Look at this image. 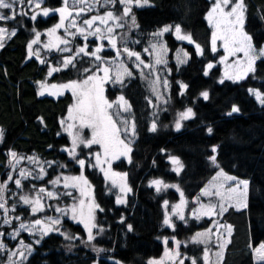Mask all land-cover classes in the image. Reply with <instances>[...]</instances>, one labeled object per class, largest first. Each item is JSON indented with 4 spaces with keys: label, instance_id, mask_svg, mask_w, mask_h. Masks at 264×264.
Segmentation results:
<instances>
[{
    "label": "trees",
    "instance_id": "obj_1",
    "mask_svg": "<svg viewBox=\"0 0 264 264\" xmlns=\"http://www.w3.org/2000/svg\"><path fill=\"white\" fill-rule=\"evenodd\" d=\"M211 2L150 0L154 7L133 8L140 27L128 35L139 43L129 42L128 46L140 52L144 59L146 55L143 49L146 48L149 35L161 26L174 24H180L185 33H191L195 42L193 44H199L203 54L198 55L191 43L177 42L170 33L164 34L168 49L167 67L171 71L166 76L169 87L165 89L163 105L154 104L145 78L135 71L131 77L126 76L122 84L105 83V98L111 101L118 95L123 96L131 106L130 119L136 126V136L130 144L131 162L128 156L119 157L111 163L116 172L127 173L125 183L131 191L124 194L126 203L116 204V195L123 194L109 186L95 167L86 164L83 170L92 199L104 209L103 212L95 211L96 223L104 231L91 244L106 251L97 253L90 245L82 243L81 239H65L61 233L67 232L86 239V232L82 224L64 216L58 226L60 232L49 233L39 245H33V252L24 264H91L93 261L97 264H116L117 261L120 264H147L150 259L159 258L174 241L183 242L195 230L208 226L207 218L199 221L189 218L185 224L174 221V228L163 227L161 206L165 200L169 203L177 201L179 192H183L189 204L218 169L238 180L249 181L248 207L234 209L233 202V206L220 216L223 223L232 227L222 264H264L254 263L251 256V249L264 243V105L248 92L252 88L264 93V58L256 61L254 74L238 82L224 79V83H220L218 65L208 69V75L204 74L206 65L215 63L219 54V51L211 50L210 29L206 23ZM245 3L248 6L245 31L252 35L253 43L259 49L264 46V20L261 19L264 15V0H245ZM60 6L61 0H45L40 10L33 8L30 11L27 6H17L18 11L22 7L28 16L18 15L15 20L2 23L8 29H15L16 34L7 38L5 46L0 48V129L4 130V138L0 142V182L7 179L9 172V150L22 156H35L44 163L47 174L35 184L46 185L51 178L60 174L72 177L81 175L80 166L67 152L62 151L71 148V141L62 130L61 121L72 103V93L66 90L57 96L37 93L40 82L61 85L80 78L86 57L82 63H77L76 68L69 67L49 75L46 70L55 67L58 55L47 58L39 56L41 59H38L28 54V44L35 34L33 29L39 33L47 32L59 21V15L55 12H51L49 17L37 15L35 21L30 16L44 7L55 9ZM126 31V28L120 30ZM70 41L69 47L73 51L84 43L79 36ZM104 43L105 49L100 55L110 57L113 53L107 48V42ZM177 46L187 53V62L181 65L173 61ZM41 60L46 62L41 63ZM177 82L188 85L182 95ZM203 91H208V100L200 95ZM233 105L238 106L240 111L228 116ZM189 107L195 116L181 121L182 127L177 131L174 126L176 113ZM153 113L157 115L154 117ZM154 119L158 127L157 131L151 132L149 129ZM209 127L213 129L211 134L207 131ZM213 146H217L216 165L208 159ZM96 150L95 146L85 148L83 145L76 149L79 158H87L88 163L92 164L94 155L89 154H94ZM168 156L180 160L183 167L179 174L171 171ZM48 162L55 163L49 167ZM12 175L16 178V174ZM157 179L177 185L179 191L169 187L158 193L154 185L150 186V181ZM219 182L223 187L235 186L231 180H218L217 184ZM22 183V189H18L11 181L8 183L9 191L5 193L7 206L16 200L10 197L12 190L16 189L17 195L28 194L33 179L29 177ZM57 202L50 200L49 204L53 206ZM13 213L28 221L42 215H56L52 207L31 214L30 206L23 203L17 205ZM121 217L124 218L123 223ZM128 224L133 226L132 231L128 230ZM97 231L94 229V234ZM181 244L179 250L191 257L202 253L199 245ZM184 264L190 263L185 259Z\"/></svg>",
    "mask_w": 264,
    "mask_h": 264
},
{
    "label": "snow or ice",
    "instance_id": "obj_2",
    "mask_svg": "<svg viewBox=\"0 0 264 264\" xmlns=\"http://www.w3.org/2000/svg\"><path fill=\"white\" fill-rule=\"evenodd\" d=\"M45 3V0H0V22H5L9 20H15L18 15L28 16V12L24 11L21 7L19 11L16 10L17 6H27L31 11L33 8L40 10L41 5ZM119 5V9L117 8ZM145 6L154 7V4H150V0H61V6L55 9H50L44 7L40 12L30 16V19L35 21L37 15H43L44 17H49L51 12L59 14V21L48 30V35L50 37L55 36L56 42L49 43L45 45L46 48L50 50L55 48L61 53H67L61 61H58L59 67H50L49 75L54 72H59L63 69L69 67L76 68L78 62L82 63L85 57L91 58L95 62L94 66L84 68L83 72L87 74L82 80H72L66 84L61 85H47L46 83H41V91L39 95H44L45 91L50 87L51 89L56 90L55 93L50 94H59V89H70L75 98V103L69 107L68 110V120L78 121L79 128H77L76 123H68L67 127L64 129L68 132L71 137V148H64L62 151H65L69 154L75 163H77L81 168V175L67 177V176H57L55 179L48 181V183L53 186L60 184L63 180V187L65 189L69 188H80L81 194L84 193V188L81 185H88V181L83 176V170L87 166L96 167L101 164L100 153L89 154L94 155L95 163H88L87 158H79V154L76 149L83 145L85 148H90L92 145H100L103 148L105 163L109 164V170L104 171L105 177L111 180V187H118L119 192L126 194L131 191V188L125 183L127 178V173H115L110 172L111 164L107 160V157L111 154L112 158L118 159L119 156H129V153L132 152V148L129 146L136 136V126L135 122L131 123L127 119L119 120V123L124 127L121 129L117 126V121L113 119V116L120 117L122 115L121 109L123 112H129L131 106L124 99L123 96L117 98L115 102H109L103 95L104 89L103 85L105 81L110 79V67L104 66L108 63L104 57L100 55L105 49V43L107 46L115 50V57L112 59V66L115 67L116 77L114 82L122 84L121 73L131 77L133 71L129 69L125 63L121 60L117 62V58L121 55H126L129 61H133L134 68L140 70V75L145 79L148 76H151L152 73L156 72L157 65H167V60L165 59L166 53L168 51L167 46L163 43L160 38L164 36L165 33H174L175 38L180 41H188L189 43H195L192 39L191 33H185L180 24L174 25H165L162 28L152 33L153 38L157 41L156 43L150 44L151 52L149 48L143 49L144 52H149L150 55L154 56V60L149 63H145L144 59L141 57V53L129 48V42L136 44L139 41H134L130 39L128 33L134 29H138L140 26L137 22V17L133 12V8H143ZM105 9L101 14L99 9ZM2 10H8L9 14H5ZM93 10H96V14L91 15L89 18H83L84 13H91ZM247 11L248 6L245 3V0H212L211 7L206 14V19L208 20L210 26L212 27L211 35V50L213 52L217 51V41L222 42V46L227 55L221 57V62L227 61L229 56H235L237 53H243V59H238L233 62L232 67L235 71L232 74L225 72L224 78L220 80V83H224V79L232 80L233 82H238L246 79L249 74H254L256 71L255 64L258 59L264 58V46H261L259 49L253 43V37L247 31H245V24L247 20ZM261 19L264 20V15L261 16ZM79 22V23H78ZM127 29L126 32H118L117 29ZM59 29H63L66 37H72L73 40L79 36L83 38V46H77L73 51L72 48L68 47L72 41L67 38H61L57 36L56 33ZM36 38L33 39L29 44V55H36L39 58V53H33L31 51L32 46L37 44L40 33L35 31ZM16 34V30L13 29L11 32L6 27L0 26V48H3L5 39H10ZM89 37H95L98 43L96 46L89 51ZM63 46V47H61ZM198 55L203 54V49H201L199 44H195ZM187 56V53H184ZM41 63L46 61L41 60ZM178 63H186V60H180L178 55ZM214 65L209 63L207 69L213 68ZM144 69H150V72L146 75ZM170 72L171 70L168 69ZM91 73V74H88ZM102 73V75H100ZM205 75H208V71L205 70ZM180 84L181 95L183 90L187 89L188 85L181 82ZM152 93L159 100L162 99V93L160 92V87L168 88L169 82L167 78H161L159 74L155 76V79L150 81ZM248 92L250 95H253L255 99L261 104L264 105V93L257 89L249 88ZM204 100L209 99L208 91H203L200 93ZM122 102V103H121ZM151 103V100H149ZM155 107V105H154ZM109 109H114L112 113L109 112ZM240 108L236 105H233L231 111L227 113L228 116H231L233 113H238ZM157 114L153 113L155 117ZM195 116L192 108H187L185 111L178 114V119L175 121V129L179 131L182 127L181 121L191 119ZM63 124L64 121H61ZM85 127L92 129L91 138L85 140L81 135V130ZM157 121L153 120L149 131H157ZM76 129V131H73ZM208 133L211 134L213 129L209 127L207 129ZM126 136L128 143H125L123 139H120L121 134ZM59 135V134H58ZM4 130L0 129V142L3 141ZM117 145L122 146V150L117 152L114 150ZM217 146H213L212 152L213 155L208 157L211 164L216 165V153ZM7 155L10 157L8 163L15 169V164L18 163L20 159H25V157H20L14 151L9 150ZM33 163H36L39 166V160L36 157H27ZM172 164L175 166L174 171L179 174L183 165L177 157H170ZM129 162H131L129 156ZM49 167L52 163L48 162ZM60 167H66V165H60ZM46 170L41 166L39 172L32 176V172L20 169L19 177L14 178L11 172L7 175V179L3 182H0V210H3V224L11 225L13 220L20 221L18 228L13 229L8 235L15 240L21 231H27L31 235H39L38 239H35L34 243L39 245L45 236L49 235L52 232H60L61 217L70 215V218L74 221L83 223L86 239H82L79 235H70L67 232L61 233L64 235L65 239L75 240L81 239V242L90 245L92 249L101 253L106 251V249L98 248L94 244H91L92 241L96 239V236L100 233H103L104 229L96 223L95 211L99 210L103 212L104 209L100 207L99 204H96L94 199H91L90 202L85 206V201L79 199L78 202L76 198L73 197L74 202L71 205L66 207H55V212L61 214V217H51L46 216L43 219H35L28 223H25L20 216H9L8 213L14 212L16 209V204H13L11 208L7 206V199L5 193L9 191L8 183L11 181L15 184L18 189L23 188V180H27L32 176L35 180H43L46 175ZM118 178V179H117ZM71 179L72 183L69 184L68 181ZM234 181L235 186H230L227 189V193H222L220 188L223 187L222 183L210 185L215 191L205 188L202 190L201 195L203 196H217L219 200L217 203L209 202L207 205L200 202V197H197V203L199 208L193 209L192 215L199 220L201 217H216L222 216L223 213L227 210L225 207V201L229 202V206H234L239 209H246L247 196L249 189L248 180H236L235 177L226 175L223 170L217 172L216 176L213 177V181ZM155 186L156 191L159 193L169 187L177 188V185H169L164 183L161 180H152L150 181V186ZM35 190V185L32 186ZM111 191V188L109 189ZM38 194L35 197L30 195H20L19 201L23 205L30 206V213L36 214L45 211V208H51L52 205L45 203L44 197L48 199H59L61 195L72 196V192L66 191L64 193H59L56 191H49L45 187H41L37 190ZM15 195V193H13ZM116 204H124L126 200L122 198L121 195H116ZM187 201L184 199L183 192L180 193V202L178 204L172 205V214L178 216L181 221H185V215L183 214V208L186 205ZM165 207L169 206L167 200L164 201ZM121 222H124V218L121 217ZM164 225L169 227H175L172 223L170 216L166 213L163 221ZM213 225L215 227V232L212 228L205 230L204 232L195 233L191 242L198 245H204L202 259L203 264H222L225 252L228 244L230 243V236L232 233V227L230 225H221L218 221L213 220ZM129 231L133 230L131 224L127 225ZM98 229L94 234L93 230ZM225 233L227 236H225ZM5 234L0 232V238ZM175 240V237H173ZM176 248L174 250H166L165 256L168 260L172 261L173 264H184L185 259H190L191 264H198V258L196 257H182L179 252V247L181 242L175 241ZM215 244L216 251L212 252V245ZM167 244V239L165 240ZM0 252H8L7 264H24L28 260V257L33 252L32 244H25L22 240L17 248L13 251L8 249V246L0 239ZM255 258L257 261H264V243L260 244L259 247L254 249ZM215 256V261L211 260V256ZM13 257H18L13 259ZM116 264H120L119 261ZM149 264H162V261H150Z\"/></svg>",
    "mask_w": 264,
    "mask_h": 264
},
{
    "label": "rangeland",
    "instance_id": "obj_3",
    "mask_svg": "<svg viewBox=\"0 0 264 264\" xmlns=\"http://www.w3.org/2000/svg\"><path fill=\"white\" fill-rule=\"evenodd\" d=\"M212 3V2H211ZM19 6V5H18ZM119 6V5H118ZM210 7H211V5H210ZM210 7H209V9H210ZM209 9H208V11H209ZM16 10L18 11V8H16ZM100 10V12H101V14L103 13V11L105 10V9H103V8H101V9H99ZM2 11H4L5 12V10H2ZM207 11V12H208ZM5 14H9L8 12L6 13L5 12ZM94 14H96V10H93V12H91V13H84V15H83V18H89L91 15H94ZM207 14V13H206ZM59 15V14H58ZM3 22H0V26H3V27H6L4 24H2ZM79 23V22H78ZM206 23H207V25H208V27H209V29H210V45H211V35H212V27L210 26V24H209V22H208V20L206 19ZM163 26H161L160 28H162ZM7 28V27H6ZM159 28V29H160ZM8 29V28H7ZM9 30V32H11V30L12 29H8ZM120 30L121 29H117V31L118 32H120ZM158 30V29H157ZM157 30H155V31H157ZM155 31H153V32H155ZM152 32V33H153ZM152 33L149 35V38H148V40H147V45H146V48H149V52H151V49H150V44H152V43H156L157 41L153 38V36H152ZM41 35H40V37H39V40H38V42H37V44H34L33 46H32V49H31V51L33 52V53H36V52H38L39 53V56H42L43 58H47V57H49V56H51V55H54V54H56V55H58L57 57H58V59H56L55 60V67H59L60 65L58 64V61H61L63 58H64V56L65 55H67V53H61L60 51H58V50H56L55 48H53V49H49V48H46L45 47V45H48L50 42L51 43H55L56 42V38H55V36H52V37H50L49 35H48V31L47 32H43V33H40ZM171 35H172V37L174 38V40H176L177 42H183V41H180V40H177L176 38H175V35H174V33H170ZM56 35L57 36H60L61 38H67V39H69V40H71L72 39V37H66L65 36V33H64V30L63 29H59L58 31H57V33H56ZM36 38V36H35V34L33 35V37H32V40L33 39H35ZM82 38V37H81ZM7 39V38H6ZM5 39V40H6ZM31 40V41H32ZM82 40H83V38H82ZM160 40L163 42V43H165L164 42V39H163V37H161L160 38ZM30 41V42H31ZM84 42V41H83ZM186 42V41H185ZM188 42V41H187ZM98 43V41L96 40V38L95 37H89V51H91L95 46H96V44ZM189 43V42H188ZM193 46H195V44H193V43H191ZM81 46H83V44L81 45ZM61 47H63V46H61ZM68 47H69V45H68ZM107 47V46H106ZM113 54L110 56V57H105V56H102V57H104L105 58V60L106 61H108V63L107 64H105L104 66H109L110 67V73H109V76H110V79L109 80H107V81H105V83H114V84H118V83H116V82H114V80H115V77H116V70H115V67L114 66H112V64H111V62H112V59L115 57V50H113V49H111V48H109V47H107ZM217 51H219V54H218V56H217V60H216V62L215 63H212L213 65H218L219 66V69H220V76H219V79L221 80V79H223L224 78V75H225V72H228L229 74H232L234 71H235V69L234 68H232V67H229L230 65H232L233 64V62L234 61H236V60H238V59H243V53H237L235 56H229L228 57V59H227V61H225V62H221V57H224L225 55H227L226 54V52L224 51V48H223V46H222V42L221 41H217ZM216 51V52H217ZM149 52H144V54L146 55V59H144L142 56V59H144V61H145V63H149V62H152L153 60H154V56L153 55H150L149 54ZM184 53H186L180 46H177V48L175 49V51L173 52V61L175 62V64L176 65H181L182 63H178L177 62V60H178V55H179V59L180 60H186L187 59V56H185L184 55ZM28 54H29V48H28ZM101 54V53H100ZM167 54V53H166ZM34 56H36V55H34ZM37 57V56H36ZM38 59H41V58H38ZM165 59L167 60V58H166V56H165ZM123 61L124 63H125V65L129 68V69H131L133 72L135 71V72H137L138 74H140V70L139 69H135L134 68V64H133V61H129L128 59H127V57H126V55H121L119 58H117V62H119V61ZM167 62H168V60H167ZM95 63H99V62H95V61H93L91 58H88V57H86V62L85 63H82V66L83 67H81L82 69H81V72H83V69L84 68H88V67H92V66H94V64ZM49 70H50V67L46 70V74L48 73L49 74ZM205 70H208L207 69V65H206V67H205ZM144 72H145V74L147 75L149 72H150V69H144ZM88 74H91V73H88ZM157 74H159L160 76H161V78L163 79V78H166V76L169 74V71H168V67H167V65L166 66H164V65H157L156 66V72H154V73H152V75L151 76H148V78L147 79H145L146 80V83H147V86H148V89H149V92H150V94H151V96L153 97V100H154V104L155 105H163L164 104V93H165V88H163V87H160V92L162 93V96H163V98L162 99H157L156 97H155V95L152 93V90H151V84H150V81L152 80V79H155V76L157 75ZM87 74H85L84 72L81 74V77L79 78V77H77V78H75L74 80H82V79H84L85 78V76H86ZM100 75H102V73L100 74ZM121 76H122V81H123V79L127 76V75H124L123 73H121ZM229 81H232V80H229ZM70 82V81H69ZM220 82V81H219ZM233 82V81H232ZM41 83L42 82H40L39 83V88H38V93L41 91ZM44 83V82H43ZM66 83H68V82H66ZM66 83H62V84H66ZM105 83H104V85H105ZM47 84V83H46ZM47 85H49V84H47ZM104 85H103V88H104ZM70 91L71 93H72V91L70 90V89H59V94H61L63 91ZM56 92V90H54V89H51L50 87L45 91V95L47 94L48 96H57V95H59V94H50V93H55ZM37 93V94H38ZM39 95V94H38ZM73 95V94H72ZM103 95H104V93H103ZM105 97V96H104ZM118 97H120L119 95L118 96H116L115 98H114V100H108L109 102H115V101H117V98ZM254 97V96H253ZM255 98V97H254ZM257 101V100H256ZM258 102V101H257ZM75 103V98H74V96H73V100H72V103H71V105L70 106H72L73 104ZM122 103V102H121ZM259 103V102H258ZM69 110V109H68ZM114 111V109H109V112L110 113H112ZM121 112H122V115L120 116V117H116V116H113V119L114 120H116L117 121V126L118 127H120L121 129H123V125L122 124H120L119 123V120H122V119H127L130 123H131V119H130V114H129V112H123L122 111V109H121ZM181 112H183V111H181ZM180 112H177L176 113V116H175V121L178 119V114H179ZM68 118V111L66 112V114H65V116L63 117V120L62 121H64V123L62 124V130L65 132V133H67L68 134V132H66L64 129L67 127V125H68V123H76V126H77V128H79V122L78 121H75V122H73V121H70V120H68L67 119ZM174 126H175V123H174ZM73 131H76V129H73ZM91 134H92V129L91 128H89V127H85V128H83L82 130H81V135H82V137L85 139V140H87V139H90L91 138ZM68 136H69V134H68ZM69 139H70V141H71V137L69 136ZM120 139H123L124 141H125V143H128V139L126 138V136L123 134V132H122V134H121V136H120ZM92 146H95L96 148H97V150H96V152L95 153H100V158H101V164L99 165V166H96L95 168L101 173V175L103 176V179H104V181H106L107 182V184L109 185V186H111V180H109V179H107L106 177H105V174H104V171H102L101 169H104L105 171H108L109 170V164L108 163H105L104 161H105V156H104V152H103V148L100 146V145H92ZM130 146V145H129ZM116 152H117V154L119 153V151H121L122 150V146L121 145H117L116 147H115V149H114ZM211 151H212V149H211ZM94 153V154H95ZM212 155H213V152H212ZM18 156H20V157H25V159H20L19 161H18V163H16L15 164V169H13L12 168V166L8 163V167H9V172H8V174L11 172V174H16V178H20L19 177V170L20 169H25V170H28V171H31L32 172V176H35L38 172H39V168L42 166L43 168H44V163L43 162H41V161H39V166L36 164V163H33V162H31L30 160H28L27 159V157H35V156H22V155H18ZM9 157V156H8ZM119 157H125V158H127L128 156H119ZM170 157H173V156H168L167 157V162L169 163V166H170V169H171V171H173V172H175L174 171V165L172 164V161H171V159H170ZM175 157V156H174ZM9 159H10V157H9ZM9 159H8V161H9ZM107 160H109L110 161V164L113 162V161H115L116 159H114V158H112V156H111V154L107 157ZM94 163H95V159H94ZM220 171V169H218L217 171H216V173L215 174H213V176H211L210 177V179L206 182V184L198 191V193L193 197V198H191V200H190V202H189V204H187L186 203V205L184 206V208H183V214L185 215V221H181L179 218H178V216H176V215H173L172 214V208H171V206L172 205H175V204H178L179 202H180V192H179V198H178V200L177 201H175V202H173V203H169V206L168 207H165V205H164V202L162 203V210H163V220H162V226L163 227H166V228H169V229H171L172 227H169V226H166V225H164V223H163V221H164V218H165V214L167 213L169 216H170V218H171V220H172V223L174 222V221H179V222H182L183 224H185L187 221H188V219L189 218H193V219H195V220H197L193 215H192V211H193V209H197V208H199V204L197 203V200H196V198L197 197H200V202H202L203 204H205V205H207L209 202H211V203H217L218 202V200H219V197H217V196H215V195H213V196H203V195H201V193H202V190H204L205 188H209V190H211V191H215V189L214 188H212L210 185H212V184H217V181H213V177H215L216 176V174H217V172H219ZM111 172H115V173H120V172H116L115 170H113L112 169V166H111V168H110V172H109V174H111ZM176 173V172H175ZM32 176H30V178H32ZM57 176H67V177H72V176H69V175H63V174H60V175H57ZM57 176H54L53 178H51L50 180H53V179H55ZM22 180H23V178H21ZM33 179V178H32ZM118 179V178H117ZM49 180V181H50ZM236 180H238V179H236ZM40 180H35V179H33V183H30V191L28 192V194H26V195H30V196H32V197H35L37 194H38V192H37V190L39 189V188H41V187H45L47 190H49V191H56V192H59V193H64V192H66V191H70V192H72V196H66V195H61L60 196V198L59 199H48L46 196L44 197V201H45V203H46V205L47 204H49V201L50 200H57L58 202H57V204H55V205H53L52 206V208H53V210L55 209V207H57V206H59V207H61V208H63V207H66V206H68V205H71L73 202H74V200H73V197H75L76 198V201L78 202V200L79 199H83L84 201H85V206H87V204L90 202V200L92 199V197H91V192H90V186L89 185H81V187H83L84 188V193L85 194H81V191H80V188L79 187H77V188H69V189H65L64 187H63V180L61 181V183L60 184H57V185H55V186H53L52 184H50V183H48L47 182V184L46 185H39V184H35V183H37V182H39ZM214 182V183H213ZM68 183L69 184H71L72 183V181H71V179H69V181H68ZM220 183V182H219ZM33 185H35V190L33 189ZM118 191H119V188L118 187H115ZM229 188V186L227 185V186H225L224 185V187H222V188H220V191L222 192V193H227V189ZM13 193H15V195H13ZM18 194V192H17V190L16 189H13L12 190V192H11V194H10V197L11 198H15L16 200L14 201V202H12L8 207L9 208H11L12 207V205L13 204H16V206L17 205H19L20 203H22V202H20L19 201V196L20 195H17ZM22 194V193H21ZM22 195H24V194H22ZM122 198H124V194L122 195ZM185 199V198H184ZM185 201H187L186 199H185ZM225 207H226V209L228 208V207H232V206H229V202H227V201H225ZM234 209H237L235 206H234ZM2 212H3V210H0V232H3L5 235L2 237V238H0V239H2L3 240V242L8 246V249H10V250H13V251H15V250H17V248H18V246H19V244H20V241L22 240L25 244H32V247H33V245H35V243H34V241H35V239H38L39 238V235L38 234H36V235H31L29 232H27V231H21L20 232V235L15 239V240H13L12 238H11V236H9L8 234L9 233H11L12 231H13V229H15V228H18V226H19V223H20V221H16V220H13V222H12V224L11 225H4L3 224V216H2ZM54 212H55V210H54ZM56 213V215H42V216H40L38 219H43L44 217H46V216H51V217H61V214L60 213H58V212H55ZM8 215L9 216H12V217H15V216H19V215H15L13 212H9L8 213ZM70 215L71 214H69L67 217H69V219L70 220H72L71 218H70ZM64 217V216H63ZM62 218V217H61ZM202 218H207V219H209V223H208V226L206 227V228H204V229H197V230H195L194 232H193V235L195 234V233H197V232H204L205 230H207V229H209V228H212L213 229V231L215 232V227H214V225H213V220H216V221H218L219 222V224H221V225H226L225 223H223L222 221H221V219H220V216H216V217H201L200 219H202ZM199 219V220H200ZM198 220V221H199ZM25 223H28V222H30V221H28V220H23ZM31 221H33V220H31ZM73 222H77V223H80V222H78V221H74V220H72ZM80 224H82V226H83V223H80ZM83 228H84V226H83ZM84 231H85V229H84ZM192 235V236H193ZM192 236L191 237H189V238H187V239H185V240H183V242H181L182 244V246H186L187 244H189V243H192L191 242V238H192ZM225 236H227V234L225 233ZM192 244H194V243H192ZM260 244H262V243H259L257 246H256V248L257 247H259V245ZM196 245H198V244H196ZM201 248H202V253L199 255V256H197L196 258H198V264H203V261H202V259H200L201 257H202V255H203V248H204V245H199ZM176 248V243H175V241L173 242V244H172V246L170 247V248H168V249H164L163 250V252H162V255L159 257V258H157V259H155V258H153V259H150L149 261H148V263L147 264H149V262L150 261H162V264H173V262L172 261H170V260H168V258L165 256V252H166V250H174ZM217 249H216V247H215V244L213 243V245H212V252H215ZM179 252L181 253V256L182 257H191V256H189V255H187L186 253H184L183 251H180L179 250ZM187 255V256H186ZM254 257H255V253H254ZM18 257H13V259H17ZM7 259H8V252H0V264H7ZM215 259H216V257L213 255V256H211V260L212 261H215ZM256 259V258H255ZM254 259V262H264V261H257V260H255ZM188 261H189V263L191 264V260L190 259H187ZM91 264H97L96 263V261H93Z\"/></svg>",
    "mask_w": 264,
    "mask_h": 264
},
{
    "label": "crops",
    "instance_id": "obj_4",
    "mask_svg": "<svg viewBox=\"0 0 264 264\" xmlns=\"http://www.w3.org/2000/svg\"><path fill=\"white\" fill-rule=\"evenodd\" d=\"M256 248V246L254 247V248H252L251 249V256H252V260H253V262H254V259H255V257H254V249ZM256 260V259H255ZM254 263H256V262H254ZM257 263H262V262H257Z\"/></svg>",
    "mask_w": 264,
    "mask_h": 264
}]
</instances>
